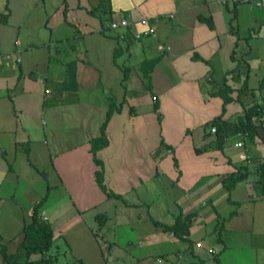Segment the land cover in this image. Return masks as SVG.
Masks as SVG:
<instances>
[{
  "label": "crops",
  "instance_id": "crops-1",
  "mask_svg": "<svg viewBox=\"0 0 264 264\" xmlns=\"http://www.w3.org/2000/svg\"><path fill=\"white\" fill-rule=\"evenodd\" d=\"M263 97L264 0H0V264L43 198L55 264H264Z\"/></svg>",
  "mask_w": 264,
  "mask_h": 264
},
{
  "label": "trees",
  "instance_id": "trees-1",
  "mask_svg": "<svg viewBox=\"0 0 264 264\" xmlns=\"http://www.w3.org/2000/svg\"><path fill=\"white\" fill-rule=\"evenodd\" d=\"M245 90V87H243L238 95V98L241 99L240 95L242 91ZM232 89L226 87L223 90H220L218 94L224 98V103H227L231 100V97L229 93H231ZM264 99V97H263ZM114 103L111 105V109L107 112L105 120L103 121L101 125V133L100 135L93 140V151L100 148L102 145L106 144L105 134H104V128L106 126L107 121L109 120L111 113H113L114 110ZM263 106L255 102L252 103L248 107L245 108L244 116L241 117L238 121V123L234 126V130L238 131L240 130L242 133H246L249 136H253L256 133L257 127L259 126L260 122L255 123L254 118L262 112ZM213 123L217 124L219 126V130L221 129L220 123H218V119H214ZM227 122L223 123V127H225ZM220 135V133H219ZM221 138V136H219ZM96 162L99 165L100 161L96 158ZM261 180L260 182L263 184V190H264V164L261 165ZM96 174L98 175V180L100 186L105 189L104 185L100 182V175L101 171H96ZM240 177H236L231 180V183H236ZM106 191V189H105ZM107 194L112 197L116 198L119 197L114 192H107ZM44 202V198L40 201L39 204H37L32 213V217L29 223H27L24 226L23 232H24V240L22 243V249L24 251V261L22 263H17L19 261H16L17 264H55V258H53L50 254V248L53 245V236L54 231L50 223L45 222L40 216H39V208L41 207L42 203ZM166 230H171L173 233L180 238L181 240H188V235L190 233V227L186 223V220L178 216L176 217L175 221L171 225L164 224ZM34 254H39L40 257L37 259H33ZM5 260L7 262H13L14 259L9 258L8 256H5ZM15 262V261H14Z\"/></svg>",
  "mask_w": 264,
  "mask_h": 264
},
{
  "label": "built area",
  "instance_id": "built-area-1",
  "mask_svg": "<svg viewBox=\"0 0 264 264\" xmlns=\"http://www.w3.org/2000/svg\"><path fill=\"white\" fill-rule=\"evenodd\" d=\"M220 1H221L222 3H226L228 0H220ZM234 1H242V0H234ZM258 4H263V2H262V1H259ZM140 23H141L142 25H145V26H146V29H145L146 32L151 33V34H153V35H156L155 27L149 25L147 19H143V20H141ZM130 25H131V22H130L127 18H125V17H123V18H121V19H119V20H113V21H111V23H110V27H111L112 29H118L119 27H127V26H130ZM141 32H142V30H136V31L134 32V36L137 37V38L140 37ZM120 37H121V38H124V35H123V34H120ZM159 45H160V46H159L160 49H163V48H164V47L162 46V44H159ZM212 130L215 131V128L213 127ZM236 145H237V146H242V142H238Z\"/></svg>",
  "mask_w": 264,
  "mask_h": 264
},
{
  "label": "rangeland",
  "instance_id": "rangeland-1",
  "mask_svg": "<svg viewBox=\"0 0 264 264\" xmlns=\"http://www.w3.org/2000/svg\"><path fill=\"white\" fill-rule=\"evenodd\" d=\"M162 188L160 190V197H159V207H174L171 206L170 201L172 200L173 196L176 194L177 190L168 191L166 190V187L161 185ZM178 202V201H176ZM179 203V202H178ZM177 207V205H175ZM164 220H168V215H162ZM258 231L259 229H253V239L256 241V238L258 237ZM256 243V242H255Z\"/></svg>",
  "mask_w": 264,
  "mask_h": 264
}]
</instances>
